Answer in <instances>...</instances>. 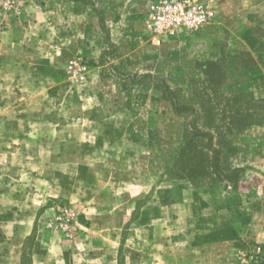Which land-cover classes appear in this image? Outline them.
<instances>
[{"label": "rangeland", "instance_id": "374dc122", "mask_svg": "<svg viewBox=\"0 0 264 264\" xmlns=\"http://www.w3.org/2000/svg\"><path fill=\"white\" fill-rule=\"evenodd\" d=\"M153 1L0 0V264H264V0L162 46ZM215 125L243 166L178 177Z\"/></svg>", "mask_w": 264, "mask_h": 264}, {"label": "built area", "instance_id": "2783aa9c", "mask_svg": "<svg viewBox=\"0 0 264 264\" xmlns=\"http://www.w3.org/2000/svg\"><path fill=\"white\" fill-rule=\"evenodd\" d=\"M217 0H154L144 15V31L149 40L162 46L199 31L216 16ZM80 79L87 76V66H71Z\"/></svg>", "mask_w": 264, "mask_h": 264}, {"label": "trees", "instance_id": "16d2710c", "mask_svg": "<svg viewBox=\"0 0 264 264\" xmlns=\"http://www.w3.org/2000/svg\"><path fill=\"white\" fill-rule=\"evenodd\" d=\"M172 104L178 114L186 113V111H193L195 113L199 112L189 105L179 107L177 100H173ZM205 113L211 112L206 109ZM236 116H234L229 125L225 127V132L227 131L229 134H233L235 131L239 132L248 129L251 126L259 125L256 123H244L245 119L251 118L250 115H245L244 117L243 115L240 116L243 120L237 122L235 121V118H237ZM212 128L218 131L217 138L212 133L205 132L196 126L191 129L192 133H190L189 129H186L185 145L181 150L180 158L178 160V177L182 179H193L206 176L209 174L207 169L209 165L215 168V173H220L222 170L221 158L230 159L236 155L237 149L232 141L224 138L223 129L216 125ZM208 151H211L213 155L210 156Z\"/></svg>", "mask_w": 264, "mask_h": 264}, {"label": "crops", "instance_id": "0c3cea01", "mask_svg": "<svg viewBox=\"0 0 264 264\" xmlns=\"http://www.w3.org/2000/svg\"><path fill=\"white\" fill-rule=\"evenodd\" d=\"M234 161V166H243V161H242V157H241V154L240 152H238L237 156H235L233 159ZM221 187V184H219L218 186H215L216 189H219ZM224 190L225 191H234V192H238L239 189L236 188V189H232L230 187H228L227 185H224Z\"/></svg>", "mask_w": 264, "mask_h": 264}]
</instances>
